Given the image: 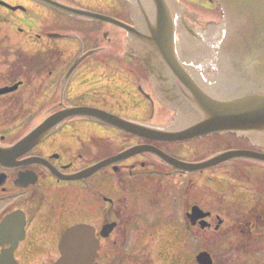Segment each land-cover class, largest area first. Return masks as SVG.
<instances>
[{
  "label": "flooded vegetation",
  "instance_id": "flooded-vegetation-1",
  "mask_svg": "<svg viewBox=\"0 0 264 264\" xmlns=\"http://www.w3.org/2000/svg\"><path fill=\"white\" fill-rule=\"evenodd\" d=\"M20 1L17 7L25 10L18 12L0 5V24L10 23L13 13L21 14L18 21L39 19L40 14L55 16L47 6ZM101 2L117 12V19L132 23L119 2ZM208 3L205 11L220 15L214 3ZM37 12L40 14L34 15ZM217 17L210 20L220 21ZM198 18V26L204 25L206 20ZM28 25L31 28L17 30L32 34L31 29H36V37L50 45L57 39L80 40L74 58L106 48L100 46L95 26L96 47L89 50L83 41V28L68 33L50 27V23L45 27L41 21L36 25L29 21ZM111 32V39L108 31L102 32L106 41L124 34L115 28ZM3 35L0 33V44H6L0 47V259H16L17 264H56L67 230L87 225L95 229V238L100 241L95 264H180L169 259L168 247L177 253V248H185L181 221H188L194 209L206 214L208 227L202 232L210 235L216 249L253 246L257 254L264 253V164L227 155L264 154V148L255 147L248 139L216 134L171 143L72 118L30 151L20 155L8 152L30 131L71 107L99 109L129 125L141 123L144 133L155 126H167L175 113L158 102L146 71L142 76L100 79L98 68L109 65L108 58L85 62L64 87L70 63L61 64L59 47L48 46L29 54L10 48V38ZM125 59L138 64L132 58ZM155 153L193 164L217 155L227 157L208 170L184 173ZM149 222L154 233L145 231ZM199 230V225L186 228L197 233L193 234L197 239ZM14 247L13 258L9 251ZM165 250L168 255L163 254Z\"/></svg>",
  "mask_w": 264,
  "mask_h": 264
},
{
  "label": "water",
  "instance_id": "water-1",
  "mask_svg": "<svg viewBox=\"0 0 264 264\" xmlns=\"http://www.w3.org/2000/svg\"><path fill=\"white\" fill-rule=\"evenodd\" d=\"M35 1L71 16L110 23L128 33V55L142 62L150 72L159 101L177 111L174 123L165 129H155L151 137L176 143L231 133L264 146V0H214L221 6L224 18L220 24L201 30L188 22L187 10L178 0H119L130 12L134 27L54 0ZM93 53L72 64L65 80ZM83 117L102 120L101 112L94 109H68L36 128L9 152L23 154L46 139L62 122ZM103 121L121 126L107 115H103ZM248 158L264 162L261 156ZM204 165L187 168L198 171L208 167ZM195 216L197 213L191 219L193 225L200 219ZM85 229L80 226L67 233L70 237L64 240V259L59 264H72L75 259H87L90 251L96 253L95 243L78 246L71 239L74 232L76 235ZM5 260L15 264L14 259H1ZM197 262L213 264L206 252L197 257Z\"/></svg>",
  "mask_w": 264,
  "mask_h": 264
},
{
  "label": "rangeland",
  "instance_id": "rangeland-1",
  "mask_svg": "<svg viewBox=\"0 0 264 264\" xmlns=\"http://www.w3.org/2000/svg\"><path fill=\"white\" fill-rule=\"evenodd\" d=\"M12 6H17L22 3L20 0H2ZM65 4H68L73 7H77L79 9H84L86 11H90L93 13H101L104 15H109L115 17L116 15L114 12H112L109 7L108 3L101 2V0H90V1H84V0H63ZM184 3L187 5L193 6L190 7L191 11L198 13L201 18H204V20L210 21L211 18L218 19L217 13H206L203 11L206 9V6H208V0H182ZM23 8V7H22ZM203 10H201V9ZM200 9V10H199ZM3 14H7L5 10H2ZM40 13H36L34 15H38ZM214 15H217L216 17H213ZM13 16L15 17H10V23H2L0 24V33H3L5 37L10 38L12 46L10 48H17V49H22L25 52L28 53H36L39 51H42L44 49H47L48 46H55L59 47L64 53H65V60L68 63L73 62V58L75 57V53H77V48L80 43V40L78 39H57L54 44L50 45L49 42L45 41L44 39L39 40L36 36V29L33 30L31 29L32 34H20L19 31L17 30L19 27H23V29L27 30L25 27H30L28 25L29 21L34 23L36 25L38 22H42L46 27L47 23H50V27H60L61 29L65 30V32H72V33H77L79 31V28L84 29V36L83 41L86 45V48L89 50L96 47L95 43V33H94V26L98 31H105L102 29H107L105 28L103 23H96V22H90V21H82V20H76V19H71L69 17H66L64 15H60L59 13H55V16L46 15V14H40L41 16L39 19H33L32 17L30 18H23V21H18L16 20V17H20L19 14L13 13ZM21 18V17H20ZM124 19V18H123ZM81 24L78 25V23ZM25 23V24H22ZM112 29L107 30L109 32V37L112 38ZM94 35V36H92ZM108 37V38H109ZM124 37V35H120L119 39H116L114 44L111 43V49L109 54H100L98 58H108L111 53L113 54L112 57H116L117 59L123 58L124 57V39L121 38ZM100 43L104 40L103 36L100 34L99 36ZM107 45V44H104ZM113 45V47H112ZM6 46L5 43L0 44V47ZM9 47V45H8ZM114 48V49H113ZM118 48V49H117ZM117 49V50H116ZM109 55V56H108ZM97 58V56H96ZM92 60H88L86 63H90ZM115 62H112L111 65H107L106 69L102 71L104 73L105 77L108 79L111 78H121V77H130L129 72L126 70H130L131 73L136 76H141L143 74L142 71L143 68L133 62H128V60L125 61H119V60H113ZM118 62V63H117ZM85 63V64H86ZM113 65L118 66L120 68L121 66L123 69L121 70V74L114 75L116 68H111ZM126 70H125V69ZM123 72V73H122ZM141 73V74H140ZM114 75V76H112ZM247 191L244 190L242 192V195H246ZM248 195V194H247ZM246 195V196H247ZM245 197V196H244ZM146 224H150L146 223ZM185 225V224H184ZM141 227V226H140ZM142 228V227H141ZM155 227L153 225H149L148 227L145 228L146 233H154ZM199 232V239L198 242L195 243L191 237V234L188 233L189 239L184 235V245L185 248H177L180 251L177 253L175 249H171L168 247V254H170V258L172 262L178 261L180 264H198L196 262V257L202 251H208L213 253L217 259V264H264V253L263 254H257V250L254 249V247H248V248H222V246L218 249L214 247V245L211 244L210 242V235L206 232L198 231ZM154 235V234H152ZM256 252V253H255ZM164 255H168L166 250L163 252ZM234 255V257H233ZM174 257V258H173ZM233 257V258H232ZM178 259V260H175ZM193 262V263H192ZM171 264V263H170Z\"/></svg>",
  "mask_w": 264,
  "mask_h": 264
}]
</instances>
